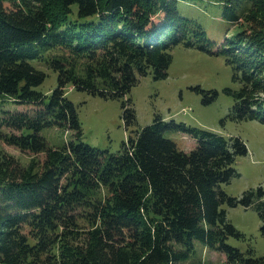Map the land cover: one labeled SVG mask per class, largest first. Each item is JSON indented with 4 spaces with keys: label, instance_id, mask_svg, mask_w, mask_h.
<instances>
[{
    "label": "trees",
    "instance_id": "1",
    "mask_svg": "<svg viewBox=\"0 0 264 264\" xmlns=\"http://www.w3.org/2000/svg\"><path fill=\"white\" fill-rule=\"evenodd\" d=\"M221 2L237 27L211 51L240 84L224 88L229 116L264 122V0ZM208 41L179 0H0V141L45 154L22 165L0 149V264H203L189 261L196 241L225 253L226 264H264V254L227 242L241 232L223 205L254 208L264 233V187L240 196L221 187L248 153L241 137L155 114L112 152L81 139L67 96L69 86L120 100L128 130L137 124L130 93L139 76L166 78L175 46L209 51ZM39 65L58 72L49 95L36 89L46 78ZM50 126L78 139L50 145L41 134ZM166 130L193 137V148L181 149Z\"/></svg>",
    "mask_w": 264,
    "mask_h": 264
},
{
    "label": "rangeland",
    "instance_id": "2",
    "mask_svg": "<svg viewBox=\"0 0 264 264\" xmlns=\"http://www.w3.org/2000/svg\"><path fill=\"white\" fill-rule=\"evenodd\" d=\"M179 9L181 14L202 25L209 38V51L198 46L177 45L172 49L173 60L166 78L154 79L152 72L139 76V81L130 93L137 124L128 130L121 117L120 100L93 96L67 86V96L76 104L83 128L81 139L116 152L133 129L150 124L154 115L160 114L168 122H185L227 137H241L247 145L248 153L236 158L235 167L239 175L221 187L233 196H240L250 187H264V122L257 119L237 121L229 116L233 98L224 88L238 89L240 84L233 79L232 67L225 57L211 53L218 49L226 34L232 35L237 27L224 16L221 0H179ZM39 67L45 71L46 78L36 89L49 95L58 84V72L47 65ZM196 86L206 92L192 88ZM213 91L217 95L205 102ZM12 108L28 110L32 106L17 104L12 105ZM41 134L50 145L78 139L74 132L59 126L43 128ZM164 134L185 151L193 148L189 141H193V144L196 142L193 137L181 131L166 130ZM0 149L12 154L22 165L28 164L33 157L40 160L45 157V154L34 155L4 141H0ZM223 208L227 219L241 232L239 237L229 236L227 242L246 255H263L264 233L261 231L262 221L258 212L242 205H223ZM192 260H200L203 264H226L225 253L212 250L200 241L195 242V251L189 261Z\"/></svg>",
    "mask_w": 264,
    "mask_h": 264
},
{
    "label": "crops",
    "instance_id": "3",
    "mask_svg": "<svg viewBox=\"0 0 264 264\" xmlns=\"http://www.w3.org/2000/svg\"><path fill=\"white\" fill-rule=\"evenodd\" d=\"M193 139V138H192ZM195 141V140H194ZM188 143H190L191 146H194L193 141H189Z\"/></svg>",
    "mask_w": 264,
    "mask_h": 264
}]
</instances>
